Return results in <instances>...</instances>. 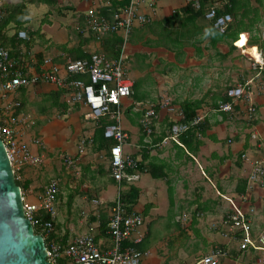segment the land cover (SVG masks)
<instances>
[{
	"label": "crops",
	"instance_id": "crops-1",
	"mask_svg": "<svg viewBox=\"0 0 264 264\" xmlns=\"http://www.w3.org/2000/svg\"><path fill=\"white\" fill-rule=\"evenodd\" d=\"M117 1L54 0V4L76 12L78 20H82L84 10ZM244 1L236 3L238 6L246 4L237 13L239 27L222 34L210 30V18L202 19L198 14L182 12L186 0H159L153 9L144 10L153 24L142 25L147 26L144 30L135 26L137 30L133 31L130 44L126 41L124 63L131 92L121 99L120 125L128 133L126 144L130 149L124 144L123 152L137 159L138 175L146 174L149 178L139 182V175L137 180L120 185L122 191L130 186L137 189L131 211L141 215L146 227L144 231L140 229L139 242L130 236L123 241V246L133 247L141 253L140 264H195V260L219 244L228 251L221 257L220 264H264V253L261 252L264 249L248 247L240 250V234L228 223L222 225L220 222L218 236L212 241L201 232L203 218L217 214L227 202V207L219 210L223 221L229 212L238 208L248 219L252 234L255 237L264 234V174L258 183L250 182L256 166L264 169V64L258 65L247 53L256 52L264 63V0ZM19 2H24L28 10V4L33 0L11 3ZM0 3L2 7L11 4L7 0H0ZM172 17L175 18L173 22ZM76 27H80L79 24ZM19 30L26 31L18 28L15 31L17 37ZM12 33L9 28L8 36ZM158 35H162L163 40ZM170 36H174L172 42L168 41ZM236 36L237 39L242 37L243 42L235 43L237 39L233 37ZM80 43L86 44L91 51L98 46L93 41L83 42L74 32L63 41L59 52L56 48L55 54L50 53L52 55H46L49 47L46 50L37 47L31 52L28 51L30 48L21 45L16 50L21 55L19 60L25 63L26 72L34 74L30 62H34L35 52L42 51L45 60L50 58L52 62L59 53H65L64 48ZM220 62L224 63L221 65ZM49 65L44 61L43 70ZM234 65L236 70L232 68ZM173 77L176 80L171 81ZM201 81L208 86L205 92L200 97H190L194 94L193 87L199 86ZM186 82L190 88L184 93L182 86ZM236 85L243 87L245 93L241 100L232 101L225 92L230 87H238ZM23 87L26 86L14 91H21ZM31 87L42 98L41 102L46 100L45 107H30L28 100L19 99L13 91L5 98L0 96V117L13 128L20 141L24 140L43 158L37 166L21 168L19 178L26 185L22 194L24 198L39 200L46 185L56 180V213L51 217L58 240L51 241V247H59L60 252V243L65 242L66 249L76 237L89 233L92 227L96 245L101 250H108L113 245L107 233L109 208L119 184L112 176L110 166L113 143L101 139L103 135L114 140L104 135L105 125L112 119L109 114L99 118L85 116L87 107L81 103L62 102L59 105L60 100L55 98L59 87L55 83L40 81ZM214 92L219 95L209 100ZM199 98L203 103L197 114L207 118L210 127L189 147L178 135L171 139L169 125L179 124L176 121L182 116L181 101ZM220 102H231L232 108L225 112L219 108V111L216 107ZM249 105L256 108L253 120L246 113ZM150 109L154 114L145 122L146 112ZM208 109L214 114L209 115ZM189 170L194 172L192 177ZM106 176L115 186L112 196L107 193ZM94 199L96 203H93ZM255 229L259 231L255 232ZM191 242L194 252H189ZM139 244L144 245L142 249L135 248ZM67 264H72L71 259Z\"/></svg>",
	"mask_w": 264,
	"mask_h": 264
},
{
	"label": "built area",
	"instance_id": "built-area-1",
	"mask_svg": "<svg viewBox=\"0 0 264 264\" xmlns=\"http://www.w3.org/2000/svg\"><path fill=\"white\" fill-rule=\"evenodd\" d=\"M126 0H118V5ZM159 0H127L124 7H118L112 12V19L107 18L99 11V7H90L85 15L84 20L86 28L91 30L96 39L100 41L105 34L117 32L122 34L123 44L120 53L116 57H107L102 53L93 52L88 58L68 59L66 64H52L48 69L41 73L26 74L18 66L17 59L10 56L8 49L0 47V96L7 95L18 87L36 84L39 81L55 83L58 87H64L71 91L66 96L69 104L81 103L87 107L84 112L85 116L99 118L109 114L110 121L105 125V137L113 138L116 143L110 149L111 172L114 179L118 182V191L111 205V214L108 223V233L111 236L112 247L108 250H101L94 241L92 234L93 228H89V233L76 237L71 244L65 249L64 254L71 259L72 264H140L141 253L133 247H121V244L128 237H134L135 242L141 240L140 227L143 219L138 213L131 211L126 212L125 204L122 201L120 186L122 181L132 182L138 179V175L132 173L137 166V161L130 155L123 153V145L128 138V133L120 125L121 117V99L131 92V82L126 75L125 67V43L128 33L132 26L147 22L151 19L144 10L153 9ZM192 6L198 7L200 0H186ZM0 3V13L2 11ZM215 9L212 7L207 13V18L215 17ZM229 14L219 16L215 24L223 30L226 21L230 20ZM18 37L25 39L27 33L25 30L18 31ZM51 63V59H46ZM262 62V60H261ZM60 70L62 74L60 75ZM71 73L87 74L88 81L82 79L66 78ZM228 95L233 100H238L243 95L242 87L228 88ZM249 98V97H246ZM18 103L16 102L15 105ZM113 107V110H111ZM219 108L223 111L232 108L231 102H222ZM256 111L255 106L249 105L247 116L252 118ZM154 110L146 112L144 121L146 122ZM186 129L184 124H174L171 128V138L176 139L179 132ZM0 138L2 139L8 153L11 166L17 172L24 166L41 164L43 159L33 152L29 145L20 141L13 128L0 117ZM71 163V160H69ZM259 175L264 174V169L258 165L253 171ZM19 178V175L17 174ZM251 178L255 179L252 175ZM58 194V184L56 180H51L47 185L45 192L40 196L37 203L24 202L22 194L23 210L25 216L33 223H40L34 217V214L41 210H47L51 216L56 213L55 200ZM97 200L94 199L93 203ZM224 224L228 223L230 228L236 229L240 234L238 248L244 250L248 247L253 249L264 248V234L255 237L251 232V226L245 214L238 208H235ZM51 228V222H43L42 229ZM47 248V247H46ZM48 250V249H47ZM59 254V247L52 246L47 252V259L50 264L55 263ZM225 252L214 248L212 251L203 254L198 260V264H220L221 257Z\"/></svg>",
	"mask_w": 264,
	"mask_h": 264
},
{
	"label": "trees",
	"instance_id": "trees-1",
	"mask_svg": "<svg viewBox=\"0 0 264 264\" xmlns=\"http://www.w3.org/2000/svg\"><path fill=\"white\" fill-rule=\"evenodd\" d=\"M41 1H44L48 5H50V9H49L48 13H50L51 9L57 10L60 14H65L68 10V8L56 6L54 4V0H41ZM237 1L238 0H200L198 7L192 6L190 3L187 2L185 7H183L181 10H182V12H187V13H191V14H198L203 19V18H206V13L213 7L215 9V15H214L215 17L210 18V30L215 29L218 33L220 32L222 34H228L229 31H234L235 28L239 27L238 20H237V15H238L237 13H239V11L241 9H243L246 5L245 4V5L241 6L242 5V3H241L240 6H238L236 4ZM246 1L247 0H245L244 2H246ZM126 4H127V0L124 3H120L119 5H118V2L113 3V4L104 5V6H101L99 8V11L102 14H104L107 18L112 19V12L116 11V9L118 7H124ZM223 14H229L231 19L226 21V23L223 26V30L221 32L219 26L215 24V21L219 16H222ZM174 19L175 18L172 17V19H171L172 22L174 21ZM23 21H28V10H27V7H26L24 2L14 3V4L7 5V6L4 5L2 7V11L0 13V47L8 49L12 58L14 57V58L20 59L21 55H18L16 49L20 48L21 45L25 44L27 46V49L31 47L30 40H31L33 34L28 33L27 31H26V33L28 34V36L23 41L21 39H18L16 32H14L8 36V30L10 28V23L11 22L19 23V22H23ZM150 21H151V19L147 22L145 21V22H142L141 24H138L140 26L138 29L144 30L147 26H142V25L145 24V25L150 26L151 24H153V22H150ZM85 23L86 22H85L84 16H83V22L78 23L80 27H75L76 28L75 34L77 33L79 38L83 42L88 43V41H93V43H95V44L97 43L98 46L95 47L94 50H92V51L90 49L86 48L85 47L86 44H84V43L83 44L80 43L78 45L67 47V48H64V50H65L64 51L65 53H63L64 55L59 53V57H56L54 60L61 62V64H66L68 59L75 60V59L88 58L91 55V53H93V52L102 53L107 57L118 56V54L120 53V49L122 48V44H123L122 34L117 33V32L108 33V34L103 35L99 41L96 39V36L93 35L92 31L89 29H87V31H88L87 36L82 34L84 27L86 28ZM138 25H134L131 27V29L128 33V36H127V41H128V39H132L131 35H132L133 31L137 30V28H135V26H138ZM158 37L161 40H163L162 35H158ZM233 38L235 40L238 38V36L233 37ZM241 38L242 37L237 39L235 41V43H239L240 41H242ZM30 50L31 49H28V51H30ZM33 59H34V62L33 63L30 62V65H32L34 67V70H35L34 72L35 73H41L43 71L45 54H43L42 51L35 52L33 54ZM54 60H52V62H55ZM24 64H23L22 60H18V66L21 67V69L24 72H26L27 70H25L26 66ZM28 74H31V73H28ZM78 78L82 79L85 82L88 81V75L87 74H80V73H71L70 75L67 76L66 81H69L71 79H78ZM70 91H71V89L68 90L64 87H59V89H57V91L55 92V94H56L55 98L57 100H60V101H58L59 105H61L62 102L68 104V102L65 100H66L67 94ZM227 92H228V89L226 90L225 95H226V97H229ZM62 94H63V100H61ZM202 103H203V99L199 98V99H195V100H183V101H181V104L179 105V108L182 110V116L176 122L179 124L186 125V129L179 132L178 137L182 141H185L187 146H189V147L193 146L196 142H198L199 136L202 135L204 132H206L208 127H210L208 119L205 117L200 118L199 115L197 114V109L200 108V105ZM221 103L222 102H220V104ZM220 104H218L216 107L217 110H219V111H220V109H219ZM111 110H113V107H111ZM156 111L157 110H155V112ZM222 112H223V110H222ZM252 120H253V117H252ZM172 126H173L172 124L169 125L170 130H171ZM101 140H105V141L109 140L113 143V146L116 143L115 140L106 139L103 137V135H102ZM17 174L18 175L21 174V169L18 170L17 172L15 171V182L17 185L20 186L22 193H23V190L26 188V185H25L24 181H22L20 178L17 177ZM125 182H126L125 180L122 181L123 184H125ZM121 197H122L123 203L125 204L126 212L129 213L131 211V206L133 205V203L137 197V189L133 186H130L128 188V190L121 192ZM231 214H232V212H229L227 214V216H225L226 217L225 219H227L228 216ZM34 217L40 221L39 224L33 223L34 232L40 233L43 236L45 245H46L47 249L49 250L51 248L50 242L58 240L57 236L55 234L54 227H53L54 226L53 218L51 217V214L45 209H41V210L37 211L34 214ZM45 221L51 222V228L48 230L42 229L43 222H45ZM104 230H105V222H104L103 231ZM144 242H145V240H144ZM63 243H65V242H63ZM63 243H60V252H59L60 256L58 254V257L56 258L55 263H51V264H67L68 261H70V259L64 254L66 244H63ZM143 246H144L143 244H139V245H136L135 248L136 249H142ZM216 248L220 249L221 251H224L225 253L228 254V251L226 249H223L224 245L219 244Z\"/></svg>",
	"mask_w": 264,
	"mask_h": 264
},
{
	"label": "rangeland",
	"instance_id": "rangeland-1",
	"mask_svg": "<svg viewBox=\"0 0 264 264\" xmlns=\"http://www.w3.org/2000/svg\"><path fill=\"white\" fill-rule=\"evenodd\" d=\"M14 1L15 0H7V3L8 4L11 3V2L13 3ZM156 4H157V2H156ZM100 7L101 6H99V8ZM49 9H50V5H48L47 3H44V2H42L40 0L37 3V0H33V3L28 4L29 21H23V22H19V23H16V22H11L10 23V32H15L18 28L21 27V28L26 29V31L28 33L33 34L32 38L30 40L31 52L35 51V49L37 47L39 49H42V50H46V48L49 47V49L46 51V55L55 54L53 51L56 48H57V51L59 52V49H60L61 44L63 43V41L68 39V38H70L72 36V34H74V32L76 31L75 27L77 26L78 21L83 22V19L82 20L81 19L78 20L76 12L67 11L65 14H60L57 10L51 9L50 13H48ZM84 11L86 13L87 9L84 10ZM53 25H56V26H59V27H55ZM58 31H59V33H58ZM85 31L88 32L87 28L84 27V29L82 31V34L87 35V33ZM27 36H28V34H27ZM172 38H174V36L168 37V41H172ZM21 40L23 41L24 39H21ZM77 40H78V38H77ZM128 44H130V40L129 39H128ZM25 47H27V46L25 45ZM238 48L240 50H242L243 52H245L244 49L241 48L240 46H238ZM248 49H249V47L246 49V51ZM50 53H52V54H50ZM46 58H48V57L46 56ZM215 61H217V60H215ZM223 63L224 62H220L219 64L222 65ZM49 64H50L49 65V67H50L52 64H56V63L55 62H51ZM259 64H260V66H262L264 63L259 62ZM235 66L236 65L232 66V68L234 70H236V68H234ZM61 74H62V71H60V75ZM129 77H131V75H129ZM172 80L173 81L176 80V77H173L171 79V81ZM249 81H250V83L252 82L251 80H249ZM210 82H212V81H210ZM236 86H238V85H236ZM182 87L184 88V93H186V91L190 88V84H188L186 82V84H184ZM207 87L208 86L206 84H202V81H201V84L199 86H197V87L194 86L193 87L194 94H191L190 97H192V98L200 97L205 92ZM23 88H24L23 90L16 91V92L13 91V93L15 92L14 95H17L19 97V99L28 100L29 101L28 105L30 107H33V105H34V107H36V108L38 107L39 108L41 106L45 107L47 105L46 100L45 101L43 100V102L40 101V100H42V98H40V96H37V94L33 92L34 88L31 87V85L23 87ZM211 95L212 96L209 97V100H210V98L213 99V97L217 98L219 93L218 92H214ZM182 96H187V95H182ZM46 99H47V97H46ZM165 101L166 100H164L163 102H165ZM208 114L209 115L214 114V111L210 112V110L208 109ZM22 142H24V140H22ZM126 142L127 141H125V147L127 149H130V145H127ZM29 147H30V145H29ZM188 172H191L190 173V177H192V174L194 172L192 170H189ZM139 175H140L139 182H144L146 179L149 178V176H147L146 174H139ZM251 175L255 176V179H250V182L253 183V184L254 183H258V181L262 177L258 173H254V172H251ZM104 179H105L106 182L109 183V185L107 187V193L112 196L113 194H115V186L111 185V179H110L109 176H106ZM37 201L38 200H35L33 197H25L24 198V202L25 203H27V202L37 203ZM85 207H86V205H85ZM225 207H227V202H225L224 205L221 208L218 209V213L219 214L218 213L217 214H210V217L208 216L206 218H203V220L201 221V222H203L202 223V227H201L202 228L201 229L202 235H204V237H206L208 239V241H212L213 239L217 238L219 224H220L221 221H222L221 224L222 225L224 224L223 220L221 219V212L219 210L222 211V210H224ZM170 216H171V213L167 217L168 221H170L169 220ZM140 229L142 231H144L146 229L144 223H143L142 227H140ZM256 231H259V230L255 229V232ZM84 233H86V232H84ZM84 233H81V234H84ZM194 234L197 235V231L196 230H194ZM193 249H194V245L192 243L190 245V247H189V252L190 251L194 252ZM262 249H264V248H262ZM258 250H261V249H258ZM261 252L264 253V251H261ZM195 264H198L197 260H195Z\"/></svg>",
	"mask_w": 264,
	"mask_h": 264
},
{
	"label": "water",
	"instance_id": "water-1",
	"mask_svg": "<svg viewBox=\"0 0 264 264\" xmlns=\"http://www.w3.org/2000/svg\"><path fill=\"white\" fill-rule=\"evenodd\" d=\"M40 233L25 216L22 190L0 138V264H50Z\"/></svg>",
	"mask_w": 264,
	"mask_h": 264
},
{
	"label": "bare ground",
	"instance_id": "bare-ground-1",
	"mask_svg": "<svg viewBox=\"0 0 264 264\" xmlns=\"http://www.w3.org/2000/svg\"><path fill=\"white\" fill-rule=\"evenodd\" d=\"M248 54H250L252 57H253V60H254V62L255 63H257L258 65H260L259 64V62H261L260 60H262L261 58H260V55L259 54H257L256 52H247ZM11 56V55H10ZM14 59H17V58H14ZM19 59H17V61H18ZM263 62V61H262ZM20 69H21V67H20ZM22 70V69H21ZM22 72L23 73H26V74H28L27 72H24L23 70H22ZM129 79V78H128ZM40 82V81H39ZM131 82V81H130ZM242 89H243V87H242ZM244 89H243V95L240 97V98H238V100L240 99H242L243 97H244ZM108 138H111V137H108ZM116 142V141H115ZM124 153V152H123ZM124 154H128V153H124ZM129 155V154H128ZM131 156V155H130ZM132 157V156H131ZM133 158V157H132ZM133 159H135V158H133ZM136 161H137V159H135ZM110 166H111V158H110ZM137 166H138V161H137ZM137 166L133 169V170H131V172L132 173H135V174H137L138 175V172L136 171V169H137ZM138 177H139V175H138ZM112 205V204H111ZM111 205H110V214H111ZM110 214H109V219H110ZM109 219H108V223H109ZM107 233H108V231H107ZM109 234V233H108ZM109 236H110V234H109ZM110 238H111V236H110ZM121 247L122 248H124V246H123V243L121 244ZM141 260V259H140Z\"/></svg>",
	"mask_w": 264,
	"mask_h": 264
},
{
	"label": "snow or ice",
	"instance_id": "snow-or-ice-1",
	"mask_svg": "<svg viewBox=\"0 0 264 264\" xmlns=\"http://www.w3.org/2000/svg\"><path fill=\"white\" fill-rule=\"evenodd\" d=\"M241 42H243V38H242V41Z\"/></svg>",
	"mask_w": 264,
	"mask_h": 264
},
{
	"label": "clouds",
	"instance_id": "clouds-1",
	"mask_svg": "<svg viewBox=\"0 0 264 264\" xmlns=\"http://www.w3.org/2000/svg\"><path fill=\"white\" fill-rule=\"evenodd\" d=\"M240 35V34H239ZM241 36V35H240Z\"/></svg>",
	"mask_w": 264,
	"mask_h": 264
}]
</instances>
